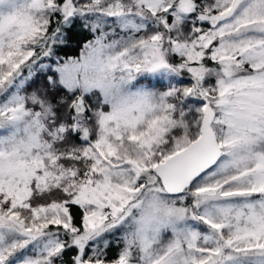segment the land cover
<instances>
[{"label": "snow or ice", "instance_id": "snow-or-ice-1", "mask_svg": "<svg viewBox=\"0 0 264 264\" xmlns=\"http://www.w3.org/2000/svg\"><path fill=\"white\" fill-rule=\"evenodd\" d=\"M0 264H264V0H0Z\"/></svg>", "mask_w": 264, "mask_h": 264}]
</instances>
